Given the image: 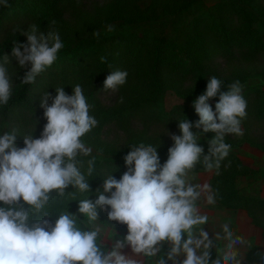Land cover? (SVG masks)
Here are the masks:
<instances>
[{
	"label": "trees",
	"instance_id": "obj_1",
	"mask_svg": "<svg viewBox=\"0 0 264 264\" xmlns=\"http://www.w3.org/2000/svg\"><path fill=\"white\" fill-rule=\"evenodd\" d=\"M8 4L9 7L0 6V63L7 55L10 63L5 67L13 87L8 104L0 106V132L3 128L9 132L16 129V144L21 148L23 137L39 138L47 122L40 106L43 93L54 97L55 88L64 87L71 95L77 84L93 106L90 115L98 121L82 141L100 158L77 157L78 167L89 179L90 192L81 193L69 186L65 195L59 197L53 191L54 197L45 209L50 217H44L51 223L63 212L76 214L81 199L87 197L94 202L103 177L112 173L119 179L127 170L123 157L131 145L157 147L163 164L174 143L171 136L180 135L179 121L194 123L199 119L189 112L185 100L205 92L208 79L214 76L215 60L253 62L264 54V6L258 0H217L209 6L204 0H107L92 11L83 8V0H8ZM33 24L39 28L37 35L57 31L64 48L35 83L23 84L30 65L21 67L12 48L15 42H27L24 33ZM108 26L114 30L109 32ZM94 31H99V38L93 35ZM117 69L127 71V80L116 91L114 104L106 108L99 93L107 76ZM257 74L264 81V70ZM216 77L223 81L221 91H227L228 84L236 80L243 84L248 79L239 70L226 78ZM168 93L177 100L169 108ZM242 95L247 101V116L241 124L244 135L225 137L231 150L221 162L219 174L216 170L205 171L200 164L192 173H210L209 185L216 201L212 209L243 211L264 236V199L241 194L236 183L239 177L253 171L236 150L249 145L264 151L253 137L257 128H264V92L248 88ZM217 102L218 97L210 100L213 110ZM110 130L119 131L122 140H105L103 135ZM214 135L204 133L198 141L205 155L207 141ZM93 159L94 171L87 176L88 161ZM97 212L99 224L114 232H127V226L109 220L106 211L97 208ZM77 218L78 226L87 229ZM167 252L163 245L158 256L166 258Z\"/></svg>",
	"mask_w": 264,
	"mask_h": 264
},
{
	"label": "clouds",
	"instance_id": "obj_2",
	"mask_svg": "<svg viewBox=\"0 0 264 264\" xmlns=\"http://www.w3.org/2000/svg\"><path fill=\"white\" fill-rule=\"evenodd\" d=\"M0 6L10 5L8 0H0ZM38 30L31 25L24 33L27 42H15L12 48L21 67L30 65L23 84L35 83L64 48L57 31L37 35ZM107 30L114 28L108 26ZM93 35L99 38L100 33L94 31ZM9 63L4 55L0 63V106L7 105L12 96L13 80L5 67ZM127 76L125 70L112 71L104 81V91H118ZM222 84L216 76L208 79L205 92L192 105L199 119L194 123L179 121L180 135L171 136L174 143L163 164L157 147L131 145L123 157L127 170L122 176L116 179L108 174L97 188L94 202L87 197L80 200L78 213L87 217V229L79 227L77 214L69 211L59 214L54 223L44 217H50L45 209L54 197L53 191L59 197L69 186L81 193L90 192L89 179L78 167L77 157L91 155L92 148L82 137L98 121L90 115L93 106L87 102L81 85H75L71 95L64 87L55 88L54 97L44 92L40 106L47 122L39 138L23 137L21 148L16 144V129L0 132V264H140L134 255L145 257L148 264H242L237 245L245 240L227 223L222 225L223 235L216 233L214 238L226 244L216 248V259H212L213 239L202 227L209 218L201 214L198 202L204 194L207 204L216 201L210 185L193 184L189 177L197 164L219 174L221 162L231 150L225 137L244 135V86L236 80L228 84L227 91H221ZM216 97L213 110L210 100ZM193 128L202 131L194 132ZM208 132L215 135L207 141L205 155L198 141ZM93 171L94 159L88 161L87 176ZM97 208L106 211L109 220L127 226L123 239L109 240L110 248L101 240L105 229L98 223ZM165 242L169 247L166 258L158 256ZM126 247L133 255L123 253ZM259 255L264 261V253Z\"/></svg>",
	"mask_w": 264,
	"mask_h": 264
},
{
	"label": "crops",
	"instance_id": "obj_3",
	"mask_svg": "<svg viewBox=\"0 0 264 264\" xmlns=\"http://www.w3.org/2000/svg\"><path fill=\"white\" fill-rule=\"evenodd\" d=\"M243 155H239V157L241 158L242 156L241 160L245 164L248 160ZM256 162L250 161L246 163L253 171L250 175L239 177L236 183L241 194L253 195L264 199V166L261 165L260 159L258 160L257 158ZM189 177L193 184L209 185L210 173L191 172ZM212 206L206 203V194L202 195L201 200L198 202V207L201 214L207 215L209 218L208 223L202 227L209 233V238L213 239L212 259H216V248H223L226 244V241H215L214 238L216 233L223 235L222 225L227 223L236 235L241 236L245 240L243 245H237L242 264H264L259 255V253H264V238L261 229L255 227L243 211H217L212 209ZM164 245L169 250L166 242ZM122 251L126 255H133L130 247H126ZM133 258L140 261V264H148V260L143 256L134 255ZM180 259H183V257H180ZM167 264H172V262L167 261Z\"/></svg>",
	"mask_w": 264,
	"mask_h": 264
},
{
	"label": "rangeland",
	"instance_id": "obj_4",
	"mask_svg": "<svg viewBox=\"0 0 264 264\" xmlns=\"http://www.w3.org/2000/svg\"><path fill=\"white\" fill-rule=\"evenodd\" d=\"M217 0H204V3L206 6L212 5L216 2ZM263 6H264V0H258ZM107 2V0H83V8L87 11H92L95 7L103 5ZM69 19V17H68ZM71 20V19H70ZM243 71L248 75V79L246 82H244L242 85L243 91L247 90L248 88H258L261 91L264 92V81L259 78L257 75V72L264 70V54L260 56L256 61L253 62H241L238 60H234L232 62H225L224 60L217 59L213 62L212 65V71L214 72V76H220V77H228L233 71ZM117 93L116 92H111V91H104V88L100 91L99 93V99L101 104L108 108L114 104L116 101ZM196 98H190L185 100L186 105L188 106L189 112L191 114L197 115L195 113L193 105V101ZM177 102V100L174 98L173 94L168 93L166 97V106L167 108L171 107L172 104ZM3 131H8V129L3 128ZM253 137L255 138L256 141L261 146H264V128L259 129L257 128V131ZM123 135L117 131V130H110L104 133L103 138L107 141H118L120 142L122 140ZM236 153L238 155H243L244 158H246L248 161L246 163H249L250 161L256 162L257 158L258 160L260 159L261 165L264 166V151L261 149H258L256 147H249V145L241 147L236 150ZM248 155V156H247ZM90 157H94L99 159L100 156L92 149V153ZM248 157V158H247ZM242 158V156H241ZM250 158V159H249ZM255 159V160H254ZM245 165L249 167L247 164ZM257 163V162H256ZM77 216L83 220L82 222L86 227H88V221L87 217H84L83 214H79L78 211L75 212ZM99 223V222H98ZM102 227L105 229L104 235L101 238V240L105 243L106 248L111 247L112 241H109L110 239L113 238L115 239H123V237L127 234V232H116V236L114 231L109 230L105 226L102 225ZM264 238V236H263Z\"/></svg>",
	"mask_w": 264,
	"mask_h": 264
}]
</instances>
